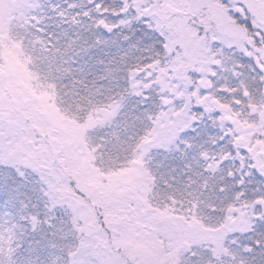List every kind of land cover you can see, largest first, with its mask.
I'll return each instance as SVG.
<instances>
[{"label": "snow or ice", "instance_id": "snow-or-ice-1", "mask_svg": "<svg viewBox=\"0 0 264 264\" xmlns=\"http://www.w3.org/2000/svg\"><path fill=\"white\" fill-rule=\"evenodd\" d=\"M0 264H264V0H0Z\"/></svg>", "mask_w": 264, "mask_h": 264}]
</instances>
